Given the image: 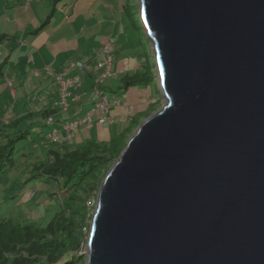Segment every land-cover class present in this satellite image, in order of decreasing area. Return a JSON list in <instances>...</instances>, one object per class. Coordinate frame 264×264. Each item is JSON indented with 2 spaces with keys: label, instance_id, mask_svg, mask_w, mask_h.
<instances>
[{
  "label": "water",
  "instance_id": "obj_1",
  "mask_svg": "<svg viewBox=\"0 0 264 264\" xmlns=\"http://www.w3.org/2000/svg\"><path fill=\"white\" fill-rule=\"evenodd\" d=\"M164 103L100 182L86 264H264V0H137Z\"/></svg>",
  "mask_w": 264,
  "mask_h": 264
},
{
  "label": "trees",
  "instance_id": "obj_2",
  "mask_svg": "<svg viewBox=\"0 0 264 264\" xmlns=\"http://www.w3.org/2000/svg\"><path fill=\"white\" fill-rule=\"evenodd\" d=\"M122 7L125 9L126 5ZM130 7L131 11L127 9L126 14L137 26L131 13L136 12L139 16L138 9L136 10L133 4ZM52 15L53 12L50 11L41 25L48 22ZM5 37L4 33H0V43L8 38ZM135 43L143 46L139 38ZM143 57L144 61L137 64L132 72L125 71L121 74L119 90L123 91L136 84L147 85L153 81L154 66L149 63L145 54ZM90 77H94V74L90 73ZM93 84L91 81V86ZM100 90L105 93V89ZM47 106L38 109L41 124L58 127V121L77 118H58L56 112L61 110L60 106L55 102L52 106ZM152 109L147 107L140 110L136 116H127V124L110 134L107 140H98L93 136L82 143L71 145V139L50 141L44 136L48 140L46 156L43 154L41 158L36 155L33 160L25 163L31 165L30 174L25 181L31 177L41 178L47 184L56 185L55 192L60 198V204L45 224L40 222V213H34L31 217L28 214L20 217L17 215L16 218L0 217V264H86L85 255L80 252L85 247L92 216L93 204L88 202L96 197L101 180L119 156L132 127H137L143 118L152 114ZM32 113L27 111L0 122V174L7 166L14 165V155L19 149L17 145L26 139L29 131L28 127L20 129L19 122L22 117ZM50 115H54L53 120L47 123L44 118ZM35 123L36 121H32L28 125L32 127ZM56 144L58 147H53ZM52 194L55 193H49Z\"/></svg>",
  "mask_w": 264,
  "mask_h": 264
},
{
  "label": "rangeland",
  "instance_id": "obj_3",
  "mask_svg": "<svg viewBox=\"0 0 264 264\" xmlns=\"http://www.w3.org/2000/svg\"><path fill=\"white\" fill-rule=\"evenodd\" d=\"M84 1L86 0H80L76 6H82V2ZM92 1L93 0H89V2ZM105 2V0H98L95 3V6H90L92 11L89 15H91V17L88 15L87 18H83L86 26H89L90 24L93 30H97L96 25H98L99 28H102V25L105 26V24L97 23V18L105 20L106 22V20H109L113 17V13L109 12L108 7H105ZM112 2L115 3V15H120L121 13L122 18H115L117 21V26L121 27V35L112 52L113 60L110 66V73L112 76H109L107 79H105L103 83H101L100 87L102 90L105 89L107 98H115V101L111 102L106 114L108 121L104 123L105 126H110L109 128L111 134L117 132L127 124V119L125 122L123 121L127 115L136 116L140 110L142 111L147 107L153 108V113L164 103L163 97L160 93H158L159 91L156 80H153L147 85H132L123 91L118 89V86L121 82L119 78H117L118 75L115 72L116 68L114 64H122L124 57H127L129 62L133 64H141L144 61L143 54H145L149 60V63L155 66V59L149 41L147 40L144 30L140 25V16H138L136 12L131 13L137 25L135 26L126 14L127 9L131 11V4L134 5L136 10L138 9L137 0H112ZM121 5H126V8L122 11L123 13L119 12L118 10V7ZM86 9L88 10L89 8L87 7ZM86 19H89V21ZM0 24V30H3L2 26H5L6 23L4 21V14L2 13L1 9ZM5 36L8 37H5L7 42L3 40L2 43H0V122H5L8 117L12 118L27 111H32L33 113L21 118L22 120L19 122L18 126L20 129L28 127L29 131L27 137L26 139L20 141L17 145L19 149L14 155V159H16L14 165L7 166L6 169L0 174V217L5 216L16 218L17 215L20 217L21 215L23 216V214H28V216L31 217L34 213H40L42 214V216H40V222L45 224L60 204V198L55 192L57 190L56 185L47 184L43 182L41 178L36 179L31 177L29 180L25 181L31 170V165H26L25 163L33 160L36 155L41 158L43 157V154L44 157L46 156L45 148L48 140L44 136L51 127L47 124H41L40 115L37 112L41 107V101L44 104H47L50 98H57L58 91L55 92V90H53L51 93L47 94L45 90L43 92H38L37 87L34 88L36 82L34 81V83L32 81L33 77H26L28 74L26 73L28 69L22 65L24 57H18V49L16 51H14L15 49L13 50L14 60L18 61V64L15 63L13 65V62H11L10 65H8L9 61H6V58L8 57L10 48L12 45H14V43L13 38H9L8 35ZM138 38L142 42L143 48L135 43ZM126 42L128 45H126ZM121 44H123V46L125 45L126 47L122 48ZM8 70L10 73H8L9 75H7ZM152 72H154V67L152 68ZM86 77L87 82L91 80L88 75ZM48 78H46L47 80L45 81L41 80V83L46 85V88L51 90L50 88H54L55 83ZM6 80L7 82H13V84L16 86V96L8 94L7 90H5L6 88L1 86V83H4ZM106 86L110 90H108ZM23 88L28 93L29 97H22L20 92L23 91ZM155 89H157L158 92H156ZM89 106L90 104L86 105L85 108H89ZM126 107H130V114L127 112ZM69 115V112L61 113V118H67ZM98 115H103V113L99 110H96L93 116L96 119L99 117ZM32 121H36V123L30 127L28 124ZM83 126L77 127V129L73 132L74 137L83 138L87 135H93L92 132L85 130V126ZM135 128L136 127H132L128 138L133 133ZM128 138L126 137L124 140L125 144ZM124 146L125 145H123V147ZM53 147L58 146L56 144ZM123 147L121 149H123ZM20 152L22 155H20ZM50 192H54L55 194L49 195ZM94 199L89 201L88 204L94 202ZM93 209L94 206L91 207V215L93 213ZM84 252L85 247L80 253L84 255Z\"/></svg>",
  "mask_w": 264,
  "mask_h": 264
},
{
  "label": "crops",
  "instance_id": "obj_4",
  "mask_svg": "<svg viewBox=\"0 0 264 264\" xmlns=\"http://www.w3.org/2000/svg\"><path fill=\"white\" fill-rule=\"evenodd\" d=\"M79 1L80 0H0V9L4 14V21L6 23L5 26H2L3 30H0V33L8 35L11 39L13 38L14 43L7 57V61H9L8 65H10L11 62H13V65L15 63L18 64V61L14 60L13 55V50L15 49L14 51H16L18 49V57H24L22 65L27 67L29 71L26 72L28 73L26 77H33L32 81L36 82H34V88L37 87L38 92H43L45 90L48 94L53 90L57 92L59 89V85L55 81V78L45 73L43 68L45 65H50L54 70H60L73 59L88 60L93 63V56L102 45L112 44L114 49L115 44L119 41L121 27L117 26L115 18L118 19V17H122L121 13L120 15H115V3H113L112 0H105V7L109 8V12L113 13V17L106 20V22L105 20L97 18V23L105 24V26L102 25V28H99L98 25H96L97 30H93L90 24L86 26L83 18H87L88 15L91 14L92 10L90 6H95L98 0H93L92 2L86 0L82 2V6H76ZM87 7L89 8L88 10L86 9ZM118 8L119 12L123 11L122 5ZM50 11L53 12V15L48 22L41 25ZM89 16L91 17V15ZM86 20L89 21V19ZM4 40L6 41L7 39ZM126 45H128L127 42ZM121 47L125 48L126 46L121 44ZM114 66L116 68L115 72L118 75L117 78L120 80V76L123 72H132L137 64L129 62V59L124 57L122 64H114ZM73 70L74 69H72L71 72ZM8 73L9 70L7 71V75L10 74ZM46 78L55 83L54 88H50L51 90L41 83V80L45 81L47 80ZM86 79L82 82L79 98L73 102L69 100V105L66 110H58L56 112L58 118H61V113L64 112L70 113L68 117H80L88 109L85 108L86 105L90 104L91 106V81L87 82ZM1 86L6 88L5 90H7L8 94L16 96V86L13 82H7L6 80L4 83H1ZM71 91L73 90L71 89ZM156 92H158L157 89ZM20 94L22 97H29L24 88ZM58 96L57 98H50L47 104L41 101L40 109L48 107V104L52 106L56 99H58ZM126 117L124 118L125 120H123L124 122L126 121ZM8 119L11 118L8 117ZM84 126V129L92 132L93 135L78 138L74 137V134H72L70 140L71 145L82 143L93 136L98 140H107L111 134L110 126H105L104 123H97L95 117H93V123L91 125ZM60 135L62 136L63 134L61 133Z\"/></svg>",
  "mask_w": 264,
  "mask_h": 264
},
{
  "label": "built area",
  "instance_id": "obj_5",
  "mask_svg": "<svg viewBox=\"0 0 264 264\" xmlns=\"http://www.w3.org/2000/svg\"><path fill=\"white\" fill-rule=\"evenodd\" d=\"M99 56L97 57L96 56ZM95 63L91 65L82 60L70 61L63 69L60 71H55L49 65L45 66L44 69L48 75L55 77L56 81L60 87V98L58 100V105L62 109L67 108V99L76 100L80 96V88L84 80L85 73L98 71L93 79V85L91 86V97L92 106H90L85 113L79 117L74 118L65 122L59 123L58 127H52L46 134V137L50 141L65 140L69 141L71 139L72 133L79 126L91 125L93 122V115L96 110L103 113L97 118L98 123H105L108 121L106 114L111 102L115 101V98H107L105 93H102L99 84L104 78L111 75L110 65L112 61V44L102 45L95 53ZM74 69L73 73L71 70ZM71 89L73 91H71ZM127 111L130 112V107H126ZM47 123H50L53 118L48 116L46 119ZM63 134L62 136L60 134ZM94 202H91V205Z\"/></svg>",
  "mask_w": 264,
  "mask_h": 264
},
{
  "label": "clouds",
  "instance_id": "obj_6",
  "mask_svg": "<svg viewBox=\"0 0 264 264\" xmlns=\"http://www.w3.org/2000/svg\"><path fill=\"white\" fill-rule=\"evenodd\" d=\"M113 50H114V49H113V45H112V52H113ZM93 59H94L93 63H92V61L82 60V59H73V60H82V61H85V62L91 64V65H94L95 60H96L95 55L93 56ZM73 60H72V61H73ZM112 60H113V56H112ZM68 63H69V62H68ZM111 63H112V61H111ZM45 66H47V65H45ZM45 66H44V67H45ZM49 66H50V65H49ZM65 66H66V65H65ZM110 66H111V65H110ZM44 67H43V68H44ZM44 70H45V69H44ZM53 70H54V69H53ZM60 70H61V69H60ZM60 70H55V71H60ZM73 72H74V71H72L71 73H73ZM97 72H98V71H93V72L85 73L84 80L87 78V77H86L87 75L90 76V73L94 74V77H95V75L97 74ZM45 73H46V71H45ZM51 76H52V75H51ZM110 76H112V74H111ZM53 77H54V76H53ZM94 77H90L92 83H93V79H94ZM54 78H55V77H54ZM107 78H108V77H107ZM105 79H106V78H104L103 81H104ZM55 81H56V79H55ZM103 81H102L101 83H103ZM56 82H57V81H56ZM57 83H58V82H57ZM101 83H100L99 86H101ZM9 85H10V83H9ZM58 85H59V84H58ZM99 88H100V87H99ZM105 94H106V92H105ZM58 95H59V96H58V99H56V101H55V103H56L57 106H59V105H58V100H59V98H60V87H59V89H58ZM69 100L72 101V102L75 101V100H72V99L68 98V99H67V103H68V105H69ZM68 105H67V108H68ZM60 108H61V107H60ZM67 108H66V109H67ZM66 109H62V108H61V110H66ZM84 113H85V112H84ZM50 116H51L52 118L54 117V115H50ZM80 117H81V116H80ZM46 118H47V117H45L44 120H45ZM77 118H79V117H77ZM64 122H65V121H64ZM96 122H97V118H96ZM58 123H61V122L58 121ZM92 123H93V122H92ZM97 123H98V122H97ZM100 124H101V123H100ZM51 128H52V127H51ZM51 128H50V129H51ZM46 134H47V133H46ZM72 134H73V133H72ZM71 137H72V136H71ZM95 199H96V198H95ZM95 199H94V202H95ZM94 205H95V203H93V206H94Z\"/></svg>",
  "mask_w": 264,
  "mask_h": 264
}]
</instances>
